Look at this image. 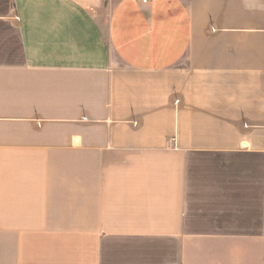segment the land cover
Instances as JSON below:
<instances>
[{"label":"crops","instance_id":"0c3cea01","mask_svg":"<svg viewBox=\"0 0 264 264\" xmlns=\"http://www.w3.org/2000/svg\"><path fill=\"white\" fill-rule=\"evenodd\" d=\"M0 264H264V0H0Z\"/></svg>","mask_w":264,"mask_h":264},{"label":"built area","instance_id":"2783aa9c","mask_svg":"<svg viewBox=\"0 0 264 264\" xmlns=\"http://www.w3.org/2000/svg\"><path fill=\"white\" fill-rule=\"evenodd\" d=\"M142 1L146 3V2H148L149 0H142Z\"/></svg>","mask_w":264,"mask_h":264}]
</instances>
